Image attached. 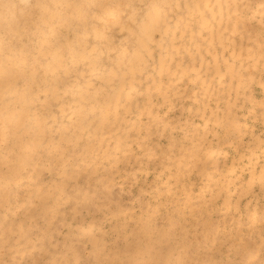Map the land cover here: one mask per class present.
<instances>
[{"label": "rangeland", "instance_id": "1", "mask_svg": "<svg viewBox=\"0 0 264 264\" xmlns=\"http://www.w3.org/2000/svg\"><path fill=\"white\" fill-rule=\"evenodd\" d=\"M11 1L0 0V264H264V152L245 159L264 142V0ZM248 225L263 239L242 242Z\"/></svg>", "mask_w": 264, "mask_h": 264}, {"label": "bare ground", "instance_id": "2", "mask_svg": "<svg viewBox=\"0 0 264 264\" xmlns=\"http://www.w3.org/2000/svg\"><path fill=\"white\" fill-rule=\"evenodd\" d=\"M9 1V0H8ZM11 1V0H10ZM17 1V0H16ZM60 1V0H59ZM62 1V0H61ZM60 1V2H61ZM67 1V0H66ZM207 0H198V2H200V3H196L197 4V6L198 7H200L199 5L202 3V4H206L207 2H206ZM12 2V1H11ZM99 2V1H98ZM18 3V2H17ZM17 3L15 4V5H17ZM24 3V2H23ZM63 3V2H62ZM75 3V2H74ZM77 3V2H76ZM159 3V2H158ZM158 3H157V6H158ZM226 3H227V1H226ZM69 4V3H68ZM220 4V5H219ZM217 6H218V8H217V10H214L213 9V7H211V13H212V11H213V13L214 12H216L217 14H218V16L217 15H213V17L214 18H217V17H219V16H222L223 15V12H224V6L223 5H221V3H219ZM4 5H5V3H4ZM3 5V6H4ZM67 5V4H66ZM73 5V4H72ZM76 5V4H75ZM102 5V4H101ZM152 5H154V3L152 4ZM210 5V4H209ZM8 6H9V4H8ZM63 6V5H62ZM98 6V5H97ZM154 6H156V4L154 5ZM154 6H153V9H154ZM160 6V5H159ZM18 7V6H17ZM68 7V6H67ZM77 7V6H76ZM3 8H5V7H3ZM10 8V7H9ZM59 8V7H58ZM159 8V7H158ZM160 8H161V6H160ZM208 8V7H207ZM5 9H7V8H5ZM12 9H14V8H12ZM16 9H19V8H16ZM60 9V8H59ZM73 9H74V7H73ZM102 9V8H101ZM153 9H152V11H153ZM157 9V8H156ZM0 10H2V9H0ZM32 10V9H31ZM160 10V9H159ZM7 11V10H6ZM5 11V12H6ZM13 11V10H12ZM12 11H11V13H12ZM15 11V10H14ZM100 11V10H99ZM155 11V10H154ZM162 11V10H161ZM195 11V10H194ZM1 12H3V11H1ZM163 12V11H162ZM8 13V12H7ZM6 13V14H7ZM61 13V12H60ZM81 13H82V11H81ZM10 14V13H9ZM68 14V13H67ZM90 14V13H89ZM161 14L162 13H160L159 11H155V13H154V15L153 16H151V17H149V19L147 20V22L146 23H144V25H143V27H142V29H143V31H144V33H148L149 31L151 32V30H152V28L153 27H155V25H157V20H160V18H162L161 17ZM59 15V14H58ZM62 15H63V12H62ZM65 15V14H64ZM83 15V14H82ZM1 16H2V13H1ZM60 16V15H59ZM66 16V15H65ZM80 16V15H79ZM85 16V15H84ZM191 16H193V13L191 12ZM53 17V16H52ZM58 17V16H57ZM70 17V16H69ZM81 17V16H80ZM127 17V16H126ZM63 18V17H62ZM66 18H67V16H66ZM72 18V17H71ZM47 19V18H46ZM52 19V18H51ZM59 19V18H58ZM79 19V18H78ZM84 19H86V18H84ZM84 19H83V21H84ZM29 20V19H28ZM53 20H55V19H53ZM64 20L65 21H67V19H65L64 18ZM71 20V19H70ZM82 20V19H81ZM80 19H79V21H81ZM88 20V19H87ZM92 20V19H91ZM90 20V21H91ZM56 21V20H55ZM75 21V20H74ZM94 21V20H93ZM135 21V20H134ZM35 22V21H34ZM49 22V21H48ZM52 22V21H51ZM57 22H58V20H57ZM59 22H60V20H59ZM61 22H62V20H61ZM68 22V21H67ZM85 22V21H84ZM87 22V21H86ZM85 22V23H86ZM92 22V21H91ZM54 23V22H53ZM56 23V22H55ZM63 23V22H62ZM133 23V22H132ZM167 23V22H166ZM66 24H68V23H66ZM77 24V23H76ZM93 24V23H92ZM116 24V23H115ZM120 24H122V23H120ZM53 25V24H52ZM63 25V24H62ZM88 25H89V22H88ZM114 25V24H113ZM138 25V24H137ZM38 26V25H37ZM54 26V25H53ZM66 26H68V25H66ZM69 26H71V25H69ZM68 26V27H69ZM76 26H78V25H76ZM80 26H82V24L80 25ZM105 26V25H104ZM116 26V25H115ZM75 27V26H74ZM85 27V26H84ZM121 27V26H120ZM130 27V26H129ZM140 27V26H139ZM37 28V27H36ZM50 28V27H49ZM76 28V27H75ZM88 28H90V26L88 27ZM87 28V29H88ZM101 28V27H100ZM106 28V27H105ZM133 29L134 28H136L135 26H133L132 27ZM157 28V27H156ZM32 29V28H31ZM93 29H96V28H93ZM98 29V28H97ZM96 29V30H97ZM109 29V28H108ZM114 29V28H113ZM78 30V29H77ZM122 30V29H121ZM79 31V30H78ZM89 31V30H88ZM100 31V30H99ZM97 32V31H94L93 30V33H95V32H97L99 35H101L102 36V32ZM106 31V30H105ZM137 31V30H136ZM135 31V32H136ZM16 32V31H15ZM24 32V31H23ZM82 32V31H81ZM84 32V31H83ZM92 32V31H91ZM90 32V33H91ZM60 33V32H59ZM90 33H88V34H90ZM130 33V32H129ZM146 33V34H147ZM85 34V33H84ZM97 34V35H98ZM143 34V33H142ZM149 35H150V33H148ZM179 34V33H178ZM77 35V34H76ZM92 35V34H91ZM77 36H79V35H77ZM146 36V35H145ZM43 37V36H42ZM46 37V36H45ZM106 37V36H105ZM168 37V36H167ZM53 38V37H52ZM79 38V37H78ZM5 39H6V37H5ZM21 39V38H20ZM45 39V38H44ZM43 39V40H44ZM66 39V38H65ZM98 39V38H97ZM43 40H42V42H43ZM80 40V39H79ZM1 41H3V39H1ZM44 41H48V39H45ZM68 41V40H67ZM72 41V40H71ZM75 41V40H74ZM144 42V41H143ZM1 43V42H0ZM44 43V42H43ZM87 43V42H86ZM89 43V42H88ZM73 44V43H72ZM20 45H22V44H20ZM41 45V44H40ZM85 45H87V44H85ZM172 45V44H171ZM18 46V45H17ZM148 46V45H147ZM174 46V48H176V46H175V44L173 45ZM15 48V47H14ZM73 48V47H72ZM75 48V47H74ZM178 48V47H177ZM82 49V48H81ZM141 49H143V46H142V48ZM65 50V49H64ZM90 50V49H89ZM144 50H146L145 48H144ZM148 50V49H147ZM174 50V49H173ZM176 50H178V49H175V51ZM20 51V50H19ZM123 51V50H122ZM137 51V50H136ZM74 52V51H73ZM82 52V51H81ZM144 52V51H143ZM147 52V51H146ZM45 53V52H44ZM54 53V52H53ZM68 53V52H67ZM94 53V52H93ZM138 52H136V53H134L135 54V56H136V54H137ZM139 53H140V51H139ZM148 53H150V50H149V52ZM166 53V52H165ZM51 54V53H50ZM75 54V53H74ZM81 54V53H80ZM151 54H152V52H151ZM167 54V53H166ZM47 55V54H46ZM55 55V53L54 54H52V56H54ZM123 55V57H124V54H122ZM191 55V54H190ZM45 56V55H44ZM98 56V55H97ZM134 56V57H135ZM150 57V54H147L146 53V55H144V56H142L141 55V58L140 57H138V55H137V57H135L136 59H133V61H130V63H128V64H130V71H129V73H133V76H134V74H135V69L137 68V66H138V68H139V66L142 64V63H144L145 61H146V65L148 64V58ZM64 57V56H63ZM71 57H73V56H71ZM88 57V56H87ZM95 57V56H94ZM99 57V56H98ZM98 57H96V58H98ZM151 57H153V55L151 56ZM150 57V58H151ZM165 56H163L162 57V61H160V66H159V64H158V69L160 70L159 72H158V75L160 76V79H162V74L164 73V71H167V69L170 67V62H171V59H172V56H170V54H167L166 55V57L164 58ZM2 58V57H1ZM33 58V57H32ZM50 58H52L51 56H50ZM62 58V57H61ZM68 58V57H67ZM122 58V57H121ZM140 58V59H139ZM194 58V57H193ZM193 58H191V59H193ZM34 59V58H33ZM69 59V58H68ZM93 59V58H92ZM95 59V58H94ZM161 59V58H160ZM66 60V59H65ZM70 60H72V58L70 59ZM90 60V59H89ZM96 60V59H95ZM98 60V59H97ZM150 60H152V59H150ZM49 61V60H48ZM57 61V60H56ZM30 62V61H29ZM50 62V61H49ZM62 62V61H61ZM72 62V61H71ZM75 62V61H74ZM93 62V61H92ZM91 62V63H92ZM129 62V61H128ZM90 63V62H89ZM90 63V64H91ZM95 63V62H94ZM180 63V62H179ZM34 64V63H33ZM64 64V63H63ZM24 65V64H23ZM47 65V64H46ZM48 65H50V64H48ZM73 65V64H72ZM76 65H77V63H76ZM188 65V64H187ZM30 66V65H29ZM91 66V65H90ZM93 66V65H92ZM95 66V65H94ZM129 66V65H128ZM145 66V65H144ZM185 66V65H184ZM183 66V67H184ZM38 67H40V66H38ZM119 67H120V65H119ZM15 68V67H14ZM44 69L46 68V67H43ZM94 68V67H93ZM157 68H155V69H157ZM23 69V68H22ZM33 69V68H32ZM39 69V68H38ZM147 69V68H146ZM34 70H35V68H34ZM59 70V69H58ZM45 71V70H44ZM57 71V70H56ZM61 71V70H60ZM155 71V70H154ZM258 71V70H257ZM262 71V70H261ZM32 72H34V71H32ZM57 72H59V71H57ZM72 72H73V70H72ZM138 72V71H137ZM47 73V72H46ZM54 73V72H53ZM82 73V72H81ZM157 73V72H156ZM225 73V72H224ZM234 73V72H233ZM232 73V74H233ZM236 73V72H235ZM1 74V73H0ZM2 74H4V73H2ZM26 74V73H25ZM51 74V73H50ZM114 74V73H113ZM237 74V73H236ZM31 75H33V74H31ZM60 75V74H59ZM77 75V74H76ZM235 75V74H234ZM79 75H77V77H78ZM81 76V75H80ZM130 76V75H129ZM132 76V77H133ZM232 76V75H231ZM19 77V76H18ZM77 77H76V79H77ZM82 77V76H81ZM131 77V78H132ZM15 78V77H14ZM13 78V79H14ZM58 78V77H57ZM82 78H84V77H82ZM111 78V77H110ZM112 78H113V75H112ZM125 78V77H124ZM136 78V77H135ZM231 78V77H230ZM34 79V78H33ZM59 79V78H58ZM155 79V78H154ZM153 79V80H154ZM252 79H254V78H252ZM17 80V79H16ZM78 80V79H77ZM80 80V79H79ZM78 80V81H79ZM84 80V79H83ZM102 80V79H101ZM129 80V79H128ZM85 81V80H84ZM130 81V80H129ZM133 81V80H132ZM141 81V80H140ZM229 81H232V80H229ZM14 82H15V80H14ZM57 82V81H56ZM62 82V81H61ZM111 82V81H110ZM123 82V81H122ZM154 82V85H155V81H153ZM157 82H160V80L159 81H157ZM238 82V81H237ZM240 82V81H239ZM253 82V81H252ZM28 83V82H27ZM50 83V82H49ZM54 83V82H53ZM79 83V82H78ZM131 83V82H130ZM230 83V82H229ZM58 84V83H57ZM65 84V83H64ZM114 84V83H113ZM123 84H124V82H123ZM132 84V83H131ZM158 84V86H159V88H158V90H160L162 87H160V85H159V83H157ZM160 84H162V82H160ZM37 85V84H36ZM55 85V84H54ZM66 85V84H65ZM130 85V84H129ZM222 85V84H221ZM230 85V84H229ZM228 85V86H229ZM33 86V85H32ZM71 86V85H70ZM122 86H124V85H122ZM131 86V85H130ZM157 86V85H156ZM165 86V85H164ZM223 86V85H222ZM21 87V86H20ZM78 87V86H77ZM227 87V86H226ZM238 87V86H237ZM241 87V86H240ZM239 87V88H240ZM132 88H133V84H132ZM5 89H6V91H9V92H13V90H15L16 91V89H15V85H14V83L12 82V79L10 78V79H8V81H6L5 82ZM52 89V88H51ZM67 89V88H66ZM150 89V88H149ZM36 90H37V87H36ZM40 90V89H39ZM79 89H77V92H79L78 91ZM236 90H239V89H237L236 88ZM250 90V89H249ZM68 91V90H67ZM97 91V90H96ZM125 91V92H124ZM164 91V90H163ZM230 91V90H229ZM240 91H241V89H240ZM39 92V91H38ZM47 92V91H46ZM76 92V91H75ZM76 92V93H77ZM123 92H124V96H127V90L126 89H124L123 90ZM159 92V91H158ZM227 92V91H226ZM17 93V92H16ZM36 93V92H35ZM55 93V92H54ZM75 93V94H76ZM235 93V92H234ZM236 93H237V91H236ZM242 93V92H241ZM46 94V93H45ZM65 94V93H64ZM78 94V93H77ZM155 94V93H154ZM164 94V93H163ZM7 95V94H6ZM73 95V94H72ZM227 95V94H226ZM9 96H11V95H9ZM71 96V95H70ZM97 96V95H96ZM101 96V95H100ZM141 96V95H140ZM146 96V95H145ZM149 96H151V95H149ZM170 96V95H169ZM183 96V95H182ZM230 96V95H229ZM241 96H242V94H241ZM38 97V96H37ZM72 97V96H71ZM70 97V98H71ZM120 97V96H119ZM165 97V96H164ZM244 97V96H243ZM246 97V96H245ZM244 97V98H245ZM14 98V97H13ZM56 98V97H55ZM58 98V97H57ZM69 98V99H70ZM113 98H115V97H113ZM143 98V97H142ZM149 98V97H148ZM166 98V97H165ZM230 98V97H229ZM251 98V97H250ZM22 99V98H21ZM38 99V98H37ZM36 99V100H37ZM116 99L117 98H115L114 99V101H116ZM146 99H147V96H146ZM18 99L15 97V101H17ZM41 100V99H40ZM44 100V99H43ZM81 100V99H80ZM107 100H109L108 102H107V104L110 106L111 104H112V106L114 107L115 106V104H114V101H112L111 99H110V97L108 98L107 97ZM150 100V99H149ZM165 100V99H164ZM39 101V100H38ZM62 101V100H61ZM68 101V100H67ZM18 102V101H17ZM69 102V101H68ZM67 102V103H68ZM40 103V102H39ZM151 103V102H150ZM106 104V103H105ZM147 104V103H146ZM18 105H19V103H18ZM69 105V104H68ZM68 105H65V106H68ZM256 105V104H255ZM0 107H1V105H0ZM7 107H8V105H7ZM15 109H11L12 110V113L13 114H16V110H17V108L18 107H16V105L14 104V106H13ZM68 108H69V106H68ZM83 108V107H82ZM105 108H107L108 109V106L107 107H105ZM104 108V109H105ZM110 108H111V106H110ZM116 108V107H115ZM8 109V108H7ZM40 109V108H39ZM199 109V108H198ZM228 109V108H227ZM5 111H6V108L4 109ZM35 111H36V109H34ZM64 110V109H63ZM69 110V109H68ZM67 110V111H68ZM189 110V109H188ZM209 110V109H208ZM106 111V110H105ZM108 111V110H107ZM200 111V110H199ZM202 111V110H201ZM217 111V110H216ZM3 112V111H2ZM32 112V111H31ZM62 112V111H61ZM64 112V111H63ZM114 112V111H113ZM120 112V111H119ZM197 112V111H196ZM19 113H20V111H19ZM36 113V112H35ZM65 113V112H64ZM63 113V114H64ZM116 113V112H115ZM217 113V112H216ZM3 114V113H2ZM40 114V113H39ZM62 114V115H63ZM109 114H111V112L109 113ZM198 114V113H197ZM228 114V113H227ZM146 115V114H145ZM200 115V114H199ZM201 115H202V113H201ZM204 115V114H203ZM1 116V115H0ZM30 116V115H29ZM211 116H212V114H211ZM210 116V117H211ZM63 117V116H62ZM106 116H104V118H105ZM117 116H115V118H116ZM122 117V116H121ZM156 117V116H155ZM231 117H232V115H231ZM4 118V117H3ZM125 118V117H124ZM2 120V119H1ZM227 120V119H226ZM114 121V123H115V120H113ZM225 121V120H224ZM59 122V121H58ZM121 122V121H120ZM124 122V121H123ZM221 122V121H220ZM219 122V123H220ZM61 123V122H60ZM105 123V122H104ZM120 124V123H119ZM162 124V123H161ZM102 125H103V123H102ZM125 125V124H124ZM173 125V124H172ZM230 125V124H229ZM118 126V125H117ZM111 127V126H110ZM113 127V126H112ZM167 127V126H166ZM171 127V126H170ZM120 128V127H119ZM243 128V127H242ZM84 129V128H83ZM239 129V128H238ZM117 130H119V129H117ZM97 132V131H96ZM239 132H240V129H239ZM84 133V132H83ZM129 133V132H128ZM223 133H225V132H223ZM245 134V133H244ZM129 135V134H128ZM218 135V134H217ZM237 135V134H236ZM55 136V135H54ZM216 136V135H215ZM217 138V137H216ZM122 140H124V139H122ZM218 140V139H217ZM259 140V139H258ZM258 140H256V142H254V144H255V146H254V148L253 149H251V147H248V149H249V151H250V153H249V156H248V158L247 157H245V159H247V161H250V160H253V159H256V157H257V151L259 150V151H261L262 153L264 152V144H262L261 143V141L263 142V140H261V141H259L258 142ZM125 141V140H124ZM248 143V142H247ZM264 143V142H263ZM217 144V143H216ZM182 145V144H181ZM231 145V144H230ZM259 145H261L260 147H259ZM231 146H233L234 148H236L235 146H234V144H232ZM121 148H123V147H121ZM120 148V149H121ZM257 148H259L258 150H257ZM256 149V151H254ZM245 150V149H244ZM247 150V149H246ZM115 151V154H118L119 153V149H115L114 150ZM185 151H187V150H185ZM261 152H260V154H261ZM111 153V152H110ZM114 153V152H113ZM192 154V153H191ZM227 154V153H226ZM225 155V154H224ZM118 156V155H117ZM121 156H123L122 154H121ZM121 156H120V158H121ZM195 156H197V155H195ZM194 156V157H195ZM233 156V155H232ZM245 156V155H244ZM264 156V155H263ZM179 157V156H178ZM222 157V156H221ZM234 157V156H233ZM193 158V157H192ZM241 158V157H240ZM22 159H24V161L26 162V160L28 159V156H27V154L25 153V152H23L22 153ZM150 159V158H149ZM223 159H225V158H223ZM235 159H237V158H235ZM234 158H232V159H230L229 160V162L227 161V166H228V168L229 169H233V168H236V167H238L240 164H241V162H238L240 159L238 158L237 160H235ZM243 159V158H242ZM241 161V160H240ZM214 167H215V165H214ZM34 169V168H33ZM169 172V171H168ZM171 172V171H170ZM182 172V171H181ZM197 172V171H196ZM210 172V171H209ZM175 175V174H174ZM179 176V175H178ZM207 176V175H206ZM210 176V175H209ZM167 177V176H166ZM206 178V177H205ZM217 178V177H216ZM160 179V178H159ZM212 179V178H211ZM255 179V178H254ZM205 180V179H204ZM170 181V180H169ZM190 183V182H189ZM239 183V182H238ZM236 184V183H235ZM234 184V185H235ZM203 186V185H202ZM238 187H239V185H238ZM238 187H235V190H237V188ZM250 213V212H249ZM179 215V213L178 212H176V216L175 217H177ZM248 215H250V214H248ZM169 217V216H168ZM175 217H173V218H175ZM170 219L172 218V217H169ZM244 218V217H243ZM242 218V219H243ZM245 219H249V218H247V217H245ZM202 223V222H201ZM139 224H140V222H139ZM138 224V225H139ZM141 227L143 228V229H145V230H148V229H150V228H152L153 226H154V224L152 223V221H147V222H142L141 223ZM206 225H208V221H206L205 222V224H203L202 226H205L204 227V229H206L207 228V226ZM263 228H261V230H258L255 226H250V225H248V232L246 233V234H244V238L242 239V242H245L246 240H249V239H251V240H262L263 239V237H264V235H263V237H262V230ZM24 240H30V238L29 237H26ZM139 241V240H138ZM180 244V243H179ZM20 246H22V248L21 249H23V248H25L26 246H27V244L26 243H23V244H21ZM176 246H178V245H176ZM183 249V248H185V244L183 243V244H181V247L179 248V249ZM257 248V247H256ZM118 250V249H117ZM257 250V249H256ZM120 252V251H119ZM118 252V254H120ZM255 252V251H254ZM178 258V259H177ZM175 259H176V261H175V263L176 264H182L183 262L181 261V258L180 257H178V255H175Z\"/></svg>", "mask_w": 264, "mask_h": 264}]
</instances>
